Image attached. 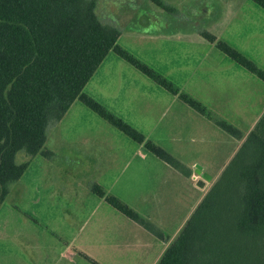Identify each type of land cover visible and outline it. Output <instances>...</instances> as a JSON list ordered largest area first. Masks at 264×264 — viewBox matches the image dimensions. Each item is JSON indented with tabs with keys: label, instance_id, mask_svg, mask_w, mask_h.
I'll use <instances>...</instances> for the list:
<instances>
[{
	"label": "trees",
	"instance_id": "trees-1",
	"mask_svg": "<svg viewBox=\"0 0 264 264\" xmlns=\"http://www.w3.org/2000/svg\"><path fill=\"white\" fill-rule=\"evenodd\" d=\"M149 1L161 9H172L163 0ZM251 1L264 9V0ZM97 6L98 0H0V204L9 198L30 159L41 156L49 163V181L59 194L81 198L92 193L124 217L157 234L153 224L97 183L111 160L109 148L96 141L64 142L58 137L57 125L53 135L61 164L56 166L54 155H49L54 151L46 147L49 124H58L78 101L147 152L189 176V168L83 91L107 54L114 52L223 131L237 137L240 132L226 121L214 119L198 100L180 92L162 74L121 47L117 42L120 29L102 20ZM201 35L264 82V70L243 54L207 32ZM258 123H264V113ZM260 147L264 149V141ZM19 151H24L29 160L17 163ZM246 159L240 174L241 232L264 236V155H248ZM13 191L17 199L21 190ZM191 221H186L156 264H210L203 259L206 253L196 243ZM258 263L264 264V260L258 259Z\"/></svg>",
	"mask_w": 264,
	"mask_h": 264
},
{
	"label": "crops",
	"instance_id": "crops-1",
	"mask_svg": "<svg viewBox=\"0 0 264 264\" xmlns=\"http://www.w3.org/2000/svg\"><path fill=\"white\" fill-rule=\"evenodd\" d=\"M222 10L218 18L211 20L209 9L205 7L202 12L207 15L206 26L186 33L185 38L178 34L175 36L171 34V39L189 41L185 48H181L180 52L175 47L173 56L163 59L169 62V66L162 75L172 82L180 92L203 104L214 119L226 121L234 128L246 127L249 131L264 113V82L217 50L213 43L201 35V32H207L215 36L217 40L227 43L264 70V9L251 0H237V2L236 0H227L226 7ZM165 11L167 12V10ZM140 35L141 39L148 38L154 42L169 38L167 32L156 35ZM113 61L119 68H124L121 63L125 62L124 60L113 59ZM99 67L90 78V82L96 78ZM149 67L151 66L149 65ZM132 68L136 70L134 67ZM103 92L105 100L96 97V101L99 100L114 115L126 120L128 124L143 133L147 139L160 127L170 130L175 127L182 128V125H187L190 121H193L195 125L193 126L192 122V128H204L208 131L212 127L218 128L213 120L194 112L179 99L178 95L167 92L138 70L127 69V71L110 72ZM120 105H127L124 108L127 109L128 116L121 114L124 109L118 108ZM80 112L87 111L76 107L73 102V105L58 122L59 137L64 142H69L66 141L64 133L72 121H76ZM94 121L96 122L97 119ZM244 121H247L248 124L243 126L241 123ZM103 122L105 121L103 120ZM100 126L104 125L101 123ZM143 129H148V131ZM170 136L174 140L178 139V136L172 133ZM87 141L101 142L109 148L111 153L109 155L111 160L106 169L97 177V183L106 193L118 197L142 218L147 219L154 225V230L157 232L155 234L124 216H102L90 227L92 245L97 247L96 256L116 257L119 264H156L164 250L176 238V234L193 207V164L186 166L190 169L189 176L166 163L167 167L164 168L158 164L157 170L147 168L141 162L148 159L142 145L131 140L136 145L131 146L127 143L125 146L120 142L106 138V136H99L96 131L89 132L80 140L70 143ZM129 146L132 148L131 153L127 152ZM43 160L44 163L40 171L30 173V166H28L25 175L21 176L16 186L22 193L25 192L28 205L39 202L40 198L35 195L38 192H41V197L45 201L61 202L65 206L68 204L78 209L87 200L93 202L92 211L99 209L102 204H107L103 198L92 193L86 194L84 201L82 197L75 198L59 194L56 187L49 181V169L46 160ZM150 162L157 165L151 159ZM24 176L26 179L22 182ZM188 197L191 201L189 210L184 212V218L174 226L172 234L165 236L164 228L168 225V220L162 218L160 210H156L161 207L162 198L168 201L170 207L179 206L180 209L185 210L188 206L186 208H182V206L185 207ZM140 207L153 209V217L145 216ZM110 208L112 207L110 206ZM0 218H2L0 219V245L6 238L10 242L8 253L2 249L3 245L0 246V256L8 257L9 264H38L33 262V257L40 256L42 247L35 242L34 234L37 232L34 227L35 223L22 213ZM60 244L57 252L62 258H75L76 254L71 239L66 242L61 241ZM85 259L90 262L91 258L85 256ZM0 264L8 263L0 259Z\"/></svg>",
	"mask_w": 264,
	"mask_h": 264
},
{
	"label": "rangeland",
	"instance_id": "rangeland-1",
	"mask_svg": "<svg viewBox=\"0 0 264 264\" xmlns=\"http://www.w3.org/2000/svg\"><path fill=\"white\" fill-rule=\"evenodd\" d=\"M163 1L173 11L167 10L166 12L149 0H98L97 6L100 18L120 29L121 34L118 44L161 74L169 66V62L163 59L173 56L175 47L180 52L181 48H185L187 41H189L186 39H171V34L174 36L178 34L180 37L185 38L186 33L193 32L198 28L202 29L207 23V15L202 10L208 7L211 16L209 18L213 20L219 17L223 11L222 9H225L227 0ZM166 32L169 38L160 42L140 38V34L156 35ZM113 59L122 61L113 52H110L99 67V72L96 74L94 81H89L83 90L95 100H97L96 97L105 100L103 91L110 72L127 71V69L136 71L125 62H121L124 68H119ZM143 87L146 86L143 85ZM74 105L87 112H80L76 121L73 120L70 127L65 131L64 136L67 139L66 141H69L67 143L80 140L85 134L96 131L99 136H106V138L120 142L125 146L127 143L131 146L136 145L120 131L103 122L80 102L75 101ZM125 106L127 105H120L118 108L124 109L121 114L128 116ZM183 117H186V115H183ZM93 119H97L98 122ZM258 121L255 124L257 127L254 125L255 127H252L249 131L246 127L236 128L240 132L239 137L233 136L219 127H212L209 131L204 128H192L191 123L193 121H190L189 124L182 125V128L175 127V129L170 130L160 127L148 139L184 166L193 164V207L182 227L188 219H192L191 226L196 233V243L204 249L206 255L203 256L205 257L203 259H206V262L210 264H260L258 259L264 260V236L241 232L242 221L240 219L243 186L240 174L241 171L243 172V165L246 163L248 155H264V149L260 147V144L264 141V123L259 124ZM101 123L104 125L103 127L100 126ZM241 124L244 126L248 122L244 121ZM57 125L56 122L49 124V140L46 143V147L54 151L49 155H54L52 162L56 166L61 164V157L57 154L56 138L53 135V133H56ZM193 126H195L194 122ZM143 130L148 131V129ZM171 133L177 135L178 139L174 140L170 136ZM131 146H129V149L127 148V152L130 151L131 153ZM146 155H148V159L141 162L147 168L157 170L159 168L158 164L162 168L167 167L165 162L156 158L153 154L146 151ZM43 159L41 156H34L30 159L28 165L30 166V173L40 171L44 163ZM150 159L155 161L157 165L152 164ZM27 160L29 158L24 151L17 153V163ZM73 162L78 163V160ZM47 166L50 167L49 163ZM196 166L201 168V171L208 177H211L210 182L204 180L201 183L202 185L199 186L198 182L201 179L195 173ZM25 179V176L22 177V182ZM18 183L12 187L13 190L16 189ZM13 190L9 198L0 204V217H10V215L22 213L35 223L34 227L37 232L34 234V238L35 242L41 245L42 253L38 258L36 255L33 257L34 263L92 264L85 259V256H87L94 261L96 260L95 262L99 264H119L116 257L96 256L97 247L92 245L90 227L93 222H96L102 216L113 217L117 215L123 217L122 214L113 210L107 204H102L99 209L92 211L94 205L91 200H87L79 209L68 204L65 206L61 202H48L42 199L41 192L35 194L40 198L39 202L28 205L25 192H21L16 199ZM160 193L163 194V192ZM82 200H85V195L82 196ZM190 203L188 197L185 207L182 206V208L188 206L184 210L180 209L179 206L170 207L168 201L162 198L161 207L156 210H160L159 213L162 218L168 220V225L164 228L165 236L172 234L174 226L184 218V212L189 210ZM106 209L113 212L106 211ZM140 209L145 216L153 217V209L149 207H140ZM193 216L194 218H192ZM180 230L176 236L180 233ZM70 239L76 256L75 258H62L60 253L57 252V248L61 245V241L66 242ZM1 245H3L2 249L8 253L10 249L9 239L6 238ZM0 259L9 264L8 257L0 256Z\"/></svg>",
	"mask_w": 264,
	"mask_h": 264
},
{
	"label": "water",
	"instance_id": "water-1",
	"mask_svg": "<svg viewBox=\"0 0 264 264\" xmlns=\"http://www.w3.org/2000/svg\"><path fill=\"white\" fill-rule=\"evenodd\" d=\"M195 173L200 177V181H199V186H201L202 181H207L210 182L211 177H208L204 172L201 171V168H199L198 166L195 167Z\"/></svg>",
	"mask_w": 264,
	"mask_h": 264
}]
</instances>
